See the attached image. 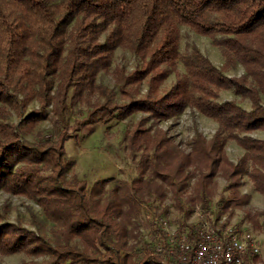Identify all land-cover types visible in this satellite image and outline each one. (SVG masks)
Instances as JSON below:
<instances>
[{"label":"trees","instance_id":"obj_1","mask_svg":"<svg viewBox=\"0 0 264 264\" xmlns=\"http://www.w3.org/2000/svg\"><path fill=\"white\" fill-rule=\"evenodd\" d=\"M182 27L210 38L222 64L194 43L182 47ZM117 49L136 59L132 69L113 66ZM238 65L241 73L227 74ZM101 73L112 74L117 91L98 81ZM224 90L234 97L221 99ZM76 105L79 117L70 121ZM49 106L55 136L38 130L25 138ZM186 108L216 123L209 138L195 129L188 149L158 124ZM138 112L145 115L126 132L139 153L137 175L80 177L65 142ZM256 130H264V0H0V189L36 200L50 224L39 233L0 214V256H28L17 264H178L152 242H132L140 203L163 200L168 188L183 220L191 211L184 204L209 215L220 175V211L243 208L250 199L240 191L243 176L264 194ZM231 140L243 152L235 162L226 152Z\"/></svg>","mask_w":264,"mask_h":264},{"label":"rangeland","instance_id":"obj_2","mask_svg":"<svg viewBox=\"0 0 264 264\" xmlns=\"http://www.w3.org/2000/svg\"><path fill=\"white\" fill-rule=\"evenodd\" d=\"M182 32V47L185 43H194L199 49L217 66L223 62V57L218 47L212 44L210 38L192 32L186 27L181 28ZM136 59L128 51L117 49L113 58V66L123 65L126 69H132L135 65ZM243 71L242 66L238 65L231 69L227 74H239ZM173 75L170 74L166 80V85L170 84ZM98 81L112 87L117 91L115 81L112 74L101 73L98 76ZM145 91V87H141V93ZM234 94L231 90H224L221 92L220 98H233ZM241 104L248 108L249 101L243 100ZM32 106L36 107L37 102H33L27 108L29 111ZM77 105L72 107L70 114V121L79 117L77 114ZM48 117L41 121L32 132L24 133L23 136L27 139H33L36 131L41 130L48 138L55 136L51 123V107L48 109ZM145 114L138 112L134 113L125 119L115 122L109 127L98 125L88 134L81 131L78 135L68 139L65 142V149L67 156L74 160V170L76 173L85 178L89 183L96 179L112 177L115 181L124 180L130 181L137 175L138 170L136 161L139 158V153L132 154L130 151L126 132L130 129L132 124L142 118ZM11 120L18 123L19 117L13 114ZM152 119L147 121L150 124ZM160 127L164 128L174 141L178 142L184 149L189 148L190 140L197 129L205 137L209 138L216 129V123L202 115L196 110L186 108L181 114L176 117L161 120L158 123ZM253 136L264 138V130H256L251 133ZM226 152L232 161H237L242 155V149L234 141H228L226 144ZM214 193L211 196L210 214H204L198 203L184 204V207L190 208L191 211L183 220V212L179 205L175 202L171 191L166 188V196L163 200L150 197L147 201L140 203V209L137 217L133 216L130 226H133V231L137 234L132 242L137 247L142 246L143 241L152 242L155 247L157 245L163 246V241L167 248V235L165 228L183 230L184 225L188 224L189 228L186 231H194L200 226H207L218 228L221 225H231L235 228L243 227L252 230L259 245L264 242V194L254 191L246 176L242 178L240 185L241 193H248L250 195L249 202L243 208H234L233 210L220 211L216 205L217 199L223 193V186L225 179L218 175L215 178ZM194 178L189 181L188 191H192ZM227 193V192H224ZM185 199V194L181 196ZM231 211V212H229ZM260 211V214H257ZM246 212L250 213L247 217ZM0 214L2 219L11 222L21 223L28 229H33L41 233L43 230L47 231L49 223L45 220L41 207L34 199H29L25 196L12 194L0 189ZM184 221V225H183ZM191 227V228H190ZM163 230L165 236H161L159 231ZM168 255L167 252H164ZM168 257H171L168 255ZM28 259L24 253H13L0 256V264H17ZM174 259V258H173ZM175 260V259H174ZM178 264H183L175 260Z\"/></svg>","mask_w":264,"mask_h":264},{"label":"built area","instance_id":"obj_3","mask_svg":"<svg viewBox=\"0 0 264 264\" xmlns=\"http://www.w3.org/2000/svg\"><path fill=\"white\" fill-rule=\"evenodd\" d=\"M166 251L183 264H256L252 257L260 245L250 229L224 224L222 227L200 226L192 232L165 228ZM156 249L162 251V245Z\"/></svg>","mask_w":264,"mask_h":264},{"label":"crops","instance_id":"obj_4","mask_svg":"<svg viewBox=\"0 0 264 264\" xmlns=\"http://www.w3.org/2000/svg\"><path fill=\"white\" fill-rule=\"evenodd\" d=\"M259 194L262 195L261 193ZM252 261L256 264H264V242H262V245L260 246L259 253L252 257Z\"/></svg>","mask_w":264,"mask_h":264}]
</instances>
